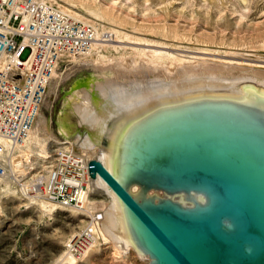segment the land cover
Returning a JSON list of instances; mask_svg holds the SVG:
<instances>
[{
  "label": "water",
  "instance_id": "obj_1",
  "mask_svg": "<svg viewBox=\"0 0 264 264\" xmlns=\"http://www.w3.org/2000/svg\"><path fill=\"white\" fill-rule=\"evenodd\" d=\"M88 162L146 264H264V86L198 81L123 102Z\"/></svg>",
  "mask_w": 264,
  "mask_h": 264
},
{
  "label": "rangeland",
  "instance_id": "obj_2",
  "mask_svg": "<svg viewBox=\"0 0 264 264\" xmlns=\"http://www.w3.org/2000/svg\"><path fill=\"white\" fill-rule=\"evenodd\" d=\"M49 1L64 11L71 10L69 12H73L72 14L79 12L82 18L78 20L93 23L101 35L112 31L115 36L120 31L123 40L115 50L110 47L104 51L105 59L96 60L91 56L84 60L82 58L81 62L75 61L62 66L64 71H59L62 72L61 77L56 78L52 87L49 86L51 88L47 91L41 109V113L52 120V128L57 132L56 120L62 110L64 98L77 84L91 77L94 65L106 66L109 62V65L114 63L124 71L137 69L141 72L157 68L162 72L161 75L166 73L165 68L173 70L176 65L186 66L187 63L191 67L196 66V69L217 61L236 66L250 64L258 67L256 64H263L258 68L264 67V0ZM147 50L149 54L146 55ZM154 50H167L172 56H176L175 60L173 58L172 63L168 59L160 61L150 56ZM177 54L182 57H179L181 61L176 60ZM141 66L144 67L143 70ZM59 137L62 136L59 134ZM94 198L107 199L102 195ZM28 201L15 185L0 179V218L7 219L0 224V264H55L59 255L63 254L64 241L85 222L84 216L71 208L59 207L57 212L49 216L40 211L37 203ZM98 248V252L90 250L76 264L149 262L148 257L136 255L133 250L123 257L115 258L110 243ZM35 251L38 255L31 256Z\"/></svg>",
  "mask_w": 264,
  "mask_h": 264
},
{
  "label": "built area",
  "instance_id": "obj_3",
  "mask_svg": "<svg viewBox=\"0 0 264 264\" xmlns=\"http://www.w3.org/2000/svg\"><path fill=\"white\" fill-rule=\"evenodd\" d=\"M97 32L93 23L72 18L49 0H0V179L28 200L84 216L64 244L63 254L76 260L106 242L103 210L89 205L100 195L89 185V161L64 140H51L53 154L47 149L42 157L26 143L55 74L84 58ZM101 37L109 39L111 32Z\"/></svg>",
  "mask_w": 264,
  "mask_h": 264
},
{
  "label": "bare ground",
  "instance_id": "obj_4",
  "mask_svg": "<svg viewBox=\"0 0 264 264\" xmlns=\"http://www.w3.org/2000/svg\"><path fill=\"white\" fill-rule=\"evenodd\" d=\"M63 7H65V5ZM69 8L70 7H68V10ZM69 11H67V13L72 18L74 19H79L80 17L82 18V14L80 16V14H78L79 12L76 14H72L73 12L71 13ZM119 32L120 31H117L116 35L113 36L114 33L111 31V38L106 39V40H104L101 37L100 32H97V38L90 52L84 58L94 56L96 60L105 59L104 51L110 47H112L113 49L118 48L120 45L118 43L123 41L121 39V35ZM147 52L148 50L145 53L146 55L149 54ZM150 56H154L160 59V61L161 59L164 61L168 59L169 61L171 60L170 61L171 63H172L173 58L175 60V57H176L175 55L172 56V53L168 52L167 50L166 51L154 50L152 54L150 53ZM177 57H178V54H177ZM179 57L176 58V60L179 59ZM191 57L193 58V56ZM181 58L179 59L180 61L182 60ZM192 58L190 59L192 60ZM208 59L210 60V58ZM233 63H236V62L233 61ZM107 64L106 66L94 65L93 66L94 71L92 72L91 77L88 80L77 84L74 90H72V92L69 93V95H67L64 98L62 110L60 111L57 117V120H56L58 124L57 125L58 132L52 128V124H53L52 120L47 118L41 112L39 113L36 119V122L34 124V127L30 133L29 140L26 143L29 146H31V148L35 152H37V156H41V157L44 156L47 152V149H48V153L51 152L50 150L51 140H55V141L64 140V141L74 144L76 146V149L82 152L86 160L89 161L90 159L94 158V159L100 160L104 164L103 149L101 148L100 144L98 143V141L96 140L94 136L95 129H96V126L100 118L105 114V112L112 109L113 107L117 106L120 103L127 102L133 99H137L143 96H147V95L160 92V91L181 88V87L190 85L198 81H213V82H218V83H226V82H234V81H240V80H248V81L250 80V81H255L256 83H259L264 86V67L261 66V68H258L260 65H263V64H256V65H259L258 67L253 66V65L251 66L250 64H249L250 66L249 65L248 66H236L232 64L228 65V64L220 63L217 61V63H214V64L203 65L202 68L198 66L200 69L199 68L196 69V66L191 67L188 65V63L187 65L185 64L186 66H183V65L177 66L174 63V65L177 66V67L175 66L176 69L169 70L165 68L164 70L168 74L164 73V75H161L162 72L157 68H150V69L143 70L144 67L141 66L142 67L141 70H143L142 72L137 71V69H134V70L127 69V71H124V70H121V68H119L114 63L112 65L111 64L107 65ZM173 67H170V68H173ZM177 74H178V77H176ZM55 75H56L55 78L51 81L49 86H51V84L61 74L57 72ZM51 87H48V89H50ZM59 134L63 138L59 137ZM52 154L53 153L51 152V155ZM89 179H90L89 185L91 186V188H93L96 193L107 198V199L104 198L101 200H90L89 205L103 210L101 239L106 241L105 245L107 243H110L112 245L113 257L115 258L123 257L124 254L128 253L131 250H133L136 253V255L141 256L133 245L123 243L122 241L117 239L112 233V231L110 230L108 217H109V211L112 205V196L108 190V187L104 179L100 175H97L95 178L90 177ZM29 201L37 203L40 207L39 209H41L40 211L49 216H52L53 213L57 212L58 208L60 207L56 205L55 203L47 202V201L40 200V199L29 200ZM71 209L76 211L73 208ZM6 220H7L6 218H2V219L0 218V224H3ZM74 232L75 231H73V233ZM65 242L66 241H64V243ZM98 247L99 246L92 248L91 249L93 250L92 252L94 251L98 252L99 250ZM37 255L38 253L36 251L31 254V256H37ZM97 260H98V257H97ZM77 262L78 260H76L74 257L66 256L65 254L61 253L56 263L55 262L54 263L55 264H67V263L76 264Z\"/></svg>",
  "mask_w": 264,
  "mask_h": 264
}]
</instances>
